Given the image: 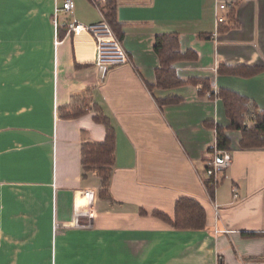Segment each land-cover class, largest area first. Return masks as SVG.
<instances>
[{"label": "crops", "instance_id": "obj_1", "mask_svg": "<svg viewBox=\"0 0 264 264\" xmlns=\"http://www.w3.org/2000/svg\"><path fill=\"white\" fill-rule=\"evenodd\" d=\"M108 2L129 64L96 65L88 32L60 27L55 42L54 0H0V264H264V147L242 148L240 131L226 130L231 165L212 197L204 186L214 125L228 123L207 92L264 110V0ZM73 16L102 17L89 0H74ZM166 33L185 55L172 62L181 83L162 87L154 43ZM232 68L258 71L220 73ZM95 116L115 135L104 196L81 162L82 132L105 137ZM182 196L204 207V228L153 214L172 218Z\"/></svg>", "mask_w": 264, "mask_h": 264}, {"label": "trees", "instance_id": "obj_2", "mask_svg": "<svg viewBox=\"0 0 264 264\" xmlns=\"http://www.w3.org/2000/svg\"><path fill=\"white\" fill-rule=\"evenodd\" d=\"M106 2L102 6V12L105 19L112 27L115 34H118V26L115 22L114 5ZM154 49L158 53L161 67L156 72V83L158 86L168 87L181 83L176 75L172 62L185 55L179 51L177 36L172 33L160 34L156 36ZM222 69V68H221ZM229 70V69H228ZM220 71V73H234L249 75L256 73L258 69L248 68V70H238L232 68L230 71ZM193 82H201L202 90L209 88V82L206 78H194ZM213 96L212 91H208ZM223 103L224 112L228 119L227 125H214L216 131V146L218 149H228L230 140L226 135V130H239V145L242 148L264 147V110L257 111L248 99L237 92L220 88L215 92ZM96 120L104 123L106 133L104 140L97 142L93 140L84 130L81 135V162L83 170L95 168L101 177L102 196L107 193L112 165L115 158V135L114 129L105 117L95 116ZM251 121V124H247ZM213 125V124H212ZM208 192L213 196L214 187L210 185V180L206 182ZM154 215L166 220L176 229H201L206 224V213L204 207L194 198L179 197L174 206V215L169 217L160 211H154Z\"/></svg>", "mask_w": 264, "mask_h": 264}, {"label": "built area", "instance_id": "obj_3", "mask_svg": "<svg viewBox=\"0 0 264 264\" xmlns=\"http://www.w3.org/2000/svg\"><path fill=\"white\" fill-rule=\"evenodd\" d=\"M101 13L102 17L99 21L84 24L79 22L73 16L74 0H54V8L52 14V24L55 35V42L58 39V29L60 27L65 28L69 33L73 35L80 34L81 32H88L92 35L95 41V60L94 63L98 66H115L129 64L130 59L126 51L122 47L117 35L113 31L112 27L105 19L102 6L106 0H89ZM60 13H64L68 16V19L62 18ZM222 17L217 16V21H221ZM210 96V93L207 92ZM216 97V93H214ZM232 162V155L228 149H218L216 146V140L209 146V156L205 160V188L207 190V181L210 180V185H213L214 189L217 185L220 176L223 171L227 169ZM231 191L234 196L237 195V187L231 186ZM208 192V190H207ZM211 197L210 193L208 192ZM214 210L218 212V206L214 204ZM85 216L90 217L89 210L83 212ZM73 224L87 225L89 222L87 218H80L78 215L75 216ZM57 223L55 222V227ZM228 232V230H225Z\"/></svg>", "mask_w": 264, "mask_h": 264}, {"label": "rangeland", "instance_id": "obj_4", "mask_svg": "<svg viewBox=\"0 0 264 264\" xmlns=\"http://www.w3.org/2000/svg\"><path fill=\"white\" fill-rule=\"evenodd\" d=\"M61 16V15H60ZM207 190H208V188H207Z\"/></svg>", "mask_w": 264, "mask_h": 264}]
</instances>
